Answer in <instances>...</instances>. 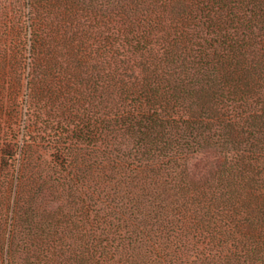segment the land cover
I'll list each match as a JSON object with an SVG mask.
<instances>
[{"label": "trees", "instance_id": "16d2710c", "mask_svg": "<svg viewBox=\"0 0 264 264\" xmlns=\"http://www.w3.org/2000/svg\"><path fill=\"white\" fill-rule=\"evenodd\" d=\"M0 264H264V0H0Z\"/></svg>", "mask_w": 264, "mask_h": 264}, {"label": "rangeland", "instance_id": "374dc122", "mask_svg": "<svg viewBox=\"0 0 264 264\" xmlns=\"http://www.w3.org/2000/svg\"><path fill=\"white\" fill-rule=\"evenodd\" d=\"M199 156H200V155H199ZM199 156H198V157H199ZM201 157H202V156H201ZM199 159H201V158H199ZM193 162H194V161H193ZM193 162H191V163H193ZM198 162H200V161H197V160L195 161V163H197V164H198ZM191 169H192V172H193V173H197V172H199L198 170H195L193 167H191Z\"/></svg>", "mask_w": 264, "mask_h": 264}]
</instances>
